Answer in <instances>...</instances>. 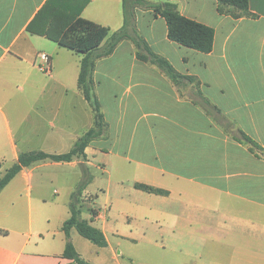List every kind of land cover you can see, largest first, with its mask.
<instances>
[{"label":"crops","instance_id":"1","mask_svg":"<svg viewBox=\"0 0 264 264\" xmlns=\"http://www.w3.org/2000/svg\"><path fill=\"white\" fill-rule=\"evenodd\" d=\"M84 1L0 0V177L19 153L67 152L94 126L78 87L83 54L27 29L48 2L72 11ZM148 1L173 2L182 15L212 27V50L169 40L162 16L134 7L129 32L194 77L174 83L136 57L130 38L104 55L123 25L122 0H86L79 15L110 31L92 53V93L104 131L85 147L84 167L95 161L108 176L97 193L84 187L81 216L107 244L87 243L75 228L69 239L85 264H264V0H248L250 15L238 18L220 13L216 0ZM40 53L48 55L49 72L40 68ZM237 129L260 147L251 151L237 141ZM107 157L115 172L107 170ZM81 162L35 161L0 191V264H73L63 257L62 225L83 172L62 203L42 197L33 207L30 181L40 168ZM137 182L164 193L138 189Z\"/></svg>","mask_w":264,"mask_h":264},{"label":"trees","instance_id":"2","mask_svg":"<svg viewBox=\"0 0 264 264\" xmlns=\"http://www.w3.org/2000/svg\"><path fill=\"white\" fill-rule=\"evenodd\" d=\"M85 2L86 0L79 4L77 9L72 11L58 9L48 2L38 11L33 20L28 24L27 29L32 33L46 36L62 46L83 54L80 61L78 87L92 107L94 126L78 137L73 147L67 152L55 154L33 150L19 153L17 161L7 168L0 177V191L15 174L35 161L49 159L56 162H70L78 157L84 160L86 157L84 153L85 147L93 138L101 133L103 116L100 111V104L92 93V71L95 61L92 53L107 37L110 29L105 25L79 15L80 9ZM216 2L220 13L230 14L234 18L250 15L248 0H216ZM137 6L150 8L155 15H160L165 19L169 40L205 53L212 50L214 40L213 28L182 15L175 3L169 1L122 0L123 25L114 33L112 41L104 52V55L110 54L121 39L130 38L136 47V57L155 64L174 83H177L180 78L194 80L193 76L178 73L166 58L153 52L142 37L136 33L131 34L129 32L128 27L132 22L133 8ZM232 136L237 141L248 144L251 151H254L255 147H260L256 141L240 129H237ZM83 174L84 178L79 183L77 189L71 194L69 202L70 217L62 225L67 238L63 257L70 260L73 264H85V261L76 252L69 239L71 228H75L81 236L98 246H106L107 244L103 232L92 225L90 220L81 216L80 200L82 191L91 180L88 167H84ZM134 186L150 193H164L162 189L144 183L137 182Z\"/></svg>","mask_w":264,"mask_h":264},{"label":"rangeland","instance_id":"3","mask_svg":"<svg viewBox=\"0 0 264 264\" xmlns=\"http://www.w3.org/2000/svg\"><path fill=\"white\" fill-rule=\"evenodd\" d=\"M188 91V90H186ZM77 106L79 107V105L77 104ZM81 111H83V113H87L86 114V118L89 117V111H87L86 107L84 108V110H86L84 112L82 105L80 106ZM87 108L91 109V105L87 106ZM88 109V110H89ZM104 131V126H102L101 128V133H103ZM78 160L82 161L80 163V166L77 167H71L68 165H61V166H57V167H53V168H40L38 169L36 172H38V177L35 175L33 180L30 181L31 184V199H32V204L33 207H35V203L37 200H40L42 197L43 198H47V199H58V201L62 202H66L68 200V194L66 193V187L68 185L71 186H75L76 184V180H77V175L79 172H83L84 170V165H85V159L83 160L81 157L77 158ZM107 162L108 165L106 166L107 170H110L112 172H115L114 170V166L112 165V159L107 157ZM94 166H87L88 167V171L90 174L95 176V180L94 181H89L87 183L88 186V190H90L93 194L96 192L97 193V188L99 185L104 186L106 181H107V176L108 173H102V171L97 168L96 166V162L94 161L93 163ZM98 165V164H97ZM51 172H55L58 175V178L56 180H50L49 177L47 175H43V173H51ZM78 185L76 184V189H77ZM57 189L58 190V194H54L53 190ZM75 189V190H76ZM23 207H27L26 206V196L23 195ZM84 202V198L81 195V200H80V204ZM97 202H100L99 200ZM50 205V204H47ZM46 207V206H44ZM85 207V206H83ZM36 213H38V211L36 212L35 209H33V218H35ZM74 231V235L79 237L80 239H82L83 241L90 243V241L86 238H84L83 236H81L75 229ZM111 238V236H110ZM159 238V237H157ZM113 244H115L113 242Z\"/></svg>","mask_w":264,"mask_h":264},{"label":"built area","instance_id":"4","mask_svg":"<svg viewBox=\"0 0 264 264\" xmlns=\"http://www.w3.org/2000/svg\"><path fill=\"white\" fill-rule=\"evenodd\" d=\"M40 58L43 60L44 64L40 65V68L46 72H49L50 70V65H49V58L48 55L45 53H40L39 54Z\"/></svg>","mask_w":264,"mask_h":264}]
</instances>
